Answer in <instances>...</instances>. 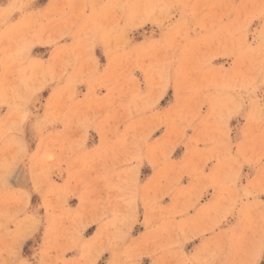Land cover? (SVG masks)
<instances>
[{
	"label": "rangeland",
	"instance_id": "1",
	"mask_svg": "<svg viewBox=\"0 0 264 264\" xmlns=\"http://www.w3.org/2000/svg\"><path fill=\"white\" fill-rule=\"evenodd\" d=\"M262 14L264 0H0V264L258 261Z\"/></svg>",
	"mask_w": 264,
	"mask_h": 264
},
{
	"label": "snow or ice",
	"instance_id": "2",
	"mask_svg": "<svg viewBox=\"0 0 264 264\" xmlns=\"http://www.w3.org/2000/svg\"><path fill=\"white\" fill-rule=\"evenodd\" d=\"M261 20H264V14L261 15ZM165 98H166L165 93L163 91H161L160 94L156 97V101H159L160 104H163ZM156 101H153V103H156ZM161 132H164L163 127H161L156 134L159 135ZM168 154H170V150H168ZM136 167H139L138 163H137ZM180 182H181V177H176L174 179V183L177 186H179ZM187 183L189 185L192 184V178L191 177L188 178ZM165 194H167V193H165ZM83 227L87 228V232H84L83 228H82L81 229L82 237H88L93 229L87 223ZM24 248L26 250L27 245H24ZM15 256H16V259L14 261V264H37V262L35 260L30 258V256L26 253V251H24V252H20V251L17 252L16 251ZM94 264H95V262H94ZM99 264H104V262L100 261ZM108 264H112V262L109 261ZM135 264H140V262L137 261V262H135ZM143 264H148V261H144ZM253 264H264V245L261 246L260 259L258 261H254Z\"/></svg>",
	"mask_w": 264,
	"mask_h": 264
}]
</instances>
